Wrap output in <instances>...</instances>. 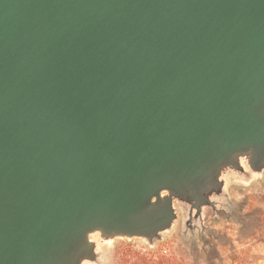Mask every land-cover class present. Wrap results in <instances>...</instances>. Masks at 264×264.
I'll use <instances>...</instances> for the list:
<instances>
[{
	"label": "water",
	"instance_id": "water-1",
	"mask_svg": "<svg viewBox=\"0 0 264 264\" xmlns=\"http://www.w3.org/2000/svg\"><path fill=\"white\" fill-rule=\"evenodd\" d=\"M264 180V0H0V264L191 245Z\"/></svg>",
	"mask_w": 264,
	"mask_h": 264
},
{
	"label": "rangeland",
	"instance_id": "rangeland-1",
	"mask_svg": "<svg viewBox=\"0 0 264 264\" xmlns=\"http://www.w3.org/2000/svg\"><path fill=\"white\" fill-rule=\"evenodd\" d=\"M234 193L243 204L238 216L211 222L205 241L186 243L178 229L154 248L118 239L107 248L108 264H264V180Z\"/></svg>",
	"mask_w": 264,
	"mask_h": 264
}]
</instances>
